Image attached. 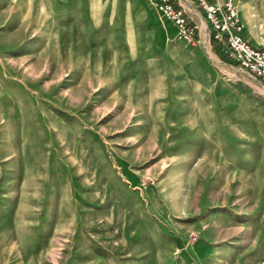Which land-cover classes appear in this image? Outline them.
<instances>
[{
    "label": "rangeland",
    "instance_id": "1",
    "mask_svg": "<svg viewBox=\"0 0 264 264\" xmlns=\"http://www.w3.org/2000/svg\"><path fill=\"white\" fill-rule=\"evenodd\" d=\"M202 20L0 0V264H264V85Z\"/></svg>",
    "mask_w": 264,
    "mask_h": 264
},
{
    "label": "built area",
    "instance_id": "2",
    "mask_svg": "<svg viewBox=\"0 0 264 264\" xmlns=\"http://www.w3.org/2000/svg\"><path fill=\"white\" fill-rule=\"evenodd\" d=\"M161 16L171 20L179 38L190 44L198 41V26L194 13L184 0H152ZM203 10L205 19L214 30L224 52L238 65L255 75L264 85V48L256 46L243 34L238 0H195Z\"/></svg>",
    "mask_w": 264,
    "mask_h": 264
},
{
    "label": "crops",
    "instance_id": "3",
    "mask_svg": "<svg viewBox=\"0 0 264 264\" xmlns=\"http://www.w3.org/2000/svg\"><path fill=\"white\" fill-rule=\"evenodd\" d=\"M249 2H251V0H238V7H239L240 13L242 15L241 19H243L245 21V22H243L245 25L244 35L246 37H248V39L251 41L252 44L262 46V45H264V39L260 38V36L258 34V30L255 27V25L253 24V20L251 18L248 19L247 15L245 13L246 8L248 9ZM183 3L186 4V6H188V8L192 9V11H193V13L197 19H201V20L204 19V20H202V22L204 21L205 24L208 25L209 22L205 19L204 15H203L204 13L200 11L201 8H199V6L195 0H184ZM196 18L194 19L195 21H196ZM241 70L243 72H246L250 77H252L255 80H257L258 82H260V80L255 75L251 74L248 70L243 69V68H241Z\"/></svg>",
    "mask_w": 264,
    "mask_h": 264
},
{
    "label": "trees",
    "instance_id": "4",
    "mask_svg": "<svg viewBox=\"0 0 264 264\" xmlns=\"http://www.w3.org/2000/svg\"><path fill=\"white\" fill-rule=\"evenodd\" d=\"M212 42H213V48L217 52V54L224 60H230V57L228 56V54L224 52V48L222 44L218 42L217 38H215L214 35L212 38Z\"/></svg>",
    "mask_w": 264,
    "mask_h": 264
}]
</instances>
